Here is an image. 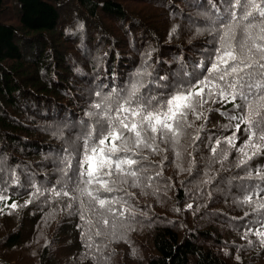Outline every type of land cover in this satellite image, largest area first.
<instances>
[{
  "label": "trees",
  "instance_id": "1",
  "mask_svg": "<svg viewBox=\"0 0 264 264\" xmlns=\"http://www.w3.org/2000/svg\"><path fill=\"white\" fill-rule=\"evenodd\" d=\"M229 2L0 0V190L10 198L0 201V264H264L255 234L264 231V152L237 167L243 124L236 148L211 151L235 131L233 103L210 102L206 119L189 114L178 145L142 148L139 179L102 194L119 201L108 206L115 214L49 191L65 180L63 150L73 165L82 153L95 93L125 90L143 72L142 93L163 100L200 77L217 45L213 5L223 14ZM33 185L43 194L30 197Z\"/></svg>",
  "mask_w": 264,
  "mask_h": 264
},
{
  "label": "snow or ice",
  "instance_id": "2",
  "mask_svg": "<svg viewBox=\"0 0 264 264\" xmlns=\"http://www.w3.org/2000/svg\"><path fill=\"white\" fill-rule=\"evenodd\" d=\"M213 7L220 14L219 22L213 21L217 45L204 74L186 81L163 100L142 93L146 84L140 78L151 75L143 72H138L137 78L125 90L97 91L95 96L99 99L91 104L93 110L86 113L95 118L94 126L83 136L82 153L76 158L75 165L73 153L63 150L61 173L65 180L60 190L55 187L49 190L53 195L69 197L82 208L85 207L82 197H87L89 205L115 214L108 206L119 201L108 200L102 194L115 191L118 180L126 182L125 178L130 177L137 181L139 169L135 166L139 161L134 157L141 155L140 150L156 151L157 139L178 145L184 129L192 127L189 114L196 120L206 119L204 108L210 102L233 103L239 109V114L228 117L230 121H238L235 131L223 141H216V146L211 149L213 155L222 142L236 148V133L242 124L246 126L247 139L237 149L242 154L237 167L264 152V0H230L223 14L215 5ZM237 100L240 102L236 103ZM222 157L227 159V153H222ZM257 175L264 179L261 173ZM13 177V182H18L15 173ZM33 188L30 197L43 194L41 188L35 185ZM252 198V195H246L243 202L251 203ZM8 199L4 190H0V201ZM28 203L31 199L24 206ZM5 207L16 209L18 205L13 201L5 203ZM120 214H124L123 208ZM81 219H84L83 212ZM102 222L104 225L109 223L107 218ZM88 223L92 222L89 220ZM255 234L264 236V231L257 229ZM96 235L101 233L97 231Z\"/></svg>",
  "mask_w": 264,
  "mask_h": 264
},
{
  "label": "rangeland",
  "instance_id": "3",
  "mask_svg": "<svg viewBox=\"0 0 264 264\" xmlns=\"http://www.w3.org/2000/svg\"><path fill=\"white\" fill-rule=\"evenodd\" d=\"M33 247H34V246H33ZM69 254H70V253H69ZM28 256H29L28 261L34 263V260H35V258H34V254L32 255V253H30V254H28Z\"/></svg>",
  "mask_w": 264,
  "mask_h": 264
}]
</instances>
